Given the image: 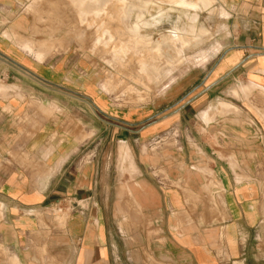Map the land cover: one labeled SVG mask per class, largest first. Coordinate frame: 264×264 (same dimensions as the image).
Returning <instances> with one entry per match:
<instances>
[{
	"label": "crops",
	"instance_id": "0c3cea01",
	"mask_svg": "<svg viewBox=\"0 0 264 264\" xmlns=\"http://www.w3.org/2000/svg\"><path fill=\"white\" fill-rule=\"evenodd\" d=\"M139 2L152 41L182 29L161 49L203 56L133 106L0 0V264H264V0H213L194 24L189 4Z\"/></svg>",
	"mask_w": 264,
	"mask_h": 264
},
{
	"label": "rangeland",
	"instance_id": "374dc122",
	"mask_svg": "<svg viewBox=\"0 0 264 264\" xmlns=\"http://www.w3.org/2000/svg\"><path fill=\"white\" fill-rule=\"evenodd\" d=\"M139 1L106 0L101 8L87 10L84 8L86 0H13L11 16L31 13L36 26H49L50 31L52 30L51 32L42 30L36 34V39H48L43 43L53 41L57 45L54 48L55 53L71 48L78 56L88 58L99 71L100 78L103 79L102 89L110 94L116 104L137 106L146 104L153 97L163 94L189 67H196L193 64L182 67L183 65L179 62L187 59L195 63L200 56H203V53L197 50L191 55H185V60H181L186 51L159 49L161 44L157 40H161L164 34H160L159 36H162L153 41L148 34L150 29L148 27L155 20L153 18L145 19L142 32L135 35L131 33L129 29L131 14L142 13L140 8L145 5V2L139 3ZM158 1L161 2L160 8L165 10L169 9L168 3L174 4L175 10H182L184 4H189L191 24L197 23L199 8L203 6L208 8L213 4V0H191L189 3L183 0ZM145 8L150 9L148 5ZM195 28V25H191V30ZM158 30L163 32L162 27ZM181 31V28H173L171 33L166 34L173 40L168 36H164L163 40H170L178 46L177 43L182 39ZM191 35L194 37L196 34ZM18 41L25 42L26 47L23 45L25 51L29 50L28 53L35 55L37 59H42V53L34 50V40L18 38ZM175 58H179V62H173ZM146 68L150 71L147 72ZM130 160L134 166L131 156ZM47 213L56 218L60 224L64 223L67 216L66 210L58 213L54 209Z\"/></svg>",
	"mask_w": 264,
	"mask_h": 264
},
{
	"label": "bare ground",
	"instance_id": "6f19581e",
	"mask_svg": "<svg viewBox=\"0 0 264 264\" xmlns=\"http://www.w3.org/2000/svg\"><path fill=\"white\" fill-rule=\"evenodd\" d=\"M131 1V0H130ZM143 1V0H142ZM106 2V0H86V3L84 4V8L87 9V10H94V9H98V8H101L102 5H104ZM140 3V2H139ZM133 4H136V3H133ZM132 4V5H133ZM145 7L148 5L150 7V9L148 10L147 8H145L147 11H149V13H151L152 9L155 10V8L153 7V4H151L150 2H146L144 3ZM156 5V4H155ZM138 6V5H137ZM143 6V7H144ZM136 7V6H135ZM139 7V6H138ZM157 7V5H156ZM140 8V7H139ZM86 10V11H87ZM157 10L160 11L161 8L160 7H157ZM125 12V11H124ZM126 13V12H125ZM161 13V12H160ZM132 18H131V21L129 22V29L131 31V33H134V35L136 33H139L141 31V29L145 26V15L144 13H140V12H134L131 14ZM148 16V15H147ZM146 16V17H147ZM117 19V18H116ZM119 22V21H118ZM120 23V22H119ZM123 30V29H122ZM129 31V30H128ZM129 33V32H128ZM181 37V36H180ZM169 38V37H168ZM173 40V39H172ZM119 42V41H118ZM24 45V44H23ZM25 46V45H24ZM26 47V46H25ZM29 47V46H28ZM157 46H155L156 48ZM30 48V47H29ZM29 48H26V49H29ZM160 49V47H158ZM154 49V48H152ZM29 52V50H28ZM31 52V51H30ZM159 52V51H158ZM161 53V52H160ZM182 63V62H181ZM136 69V68H135ZM153 69V68H152ZM147 72L150 71L148 68H146ZM152 72V71H151ZM140 75V74H139ZM143 75V74H142ZM145 77V76H144ZM137 79V78H136ZM110 85V84H109ZM124 145V144H123ZM122 145V149L125 150L127 153L129 151L128 148H126L125 146ZM120 148V149H121ZM121 150V151H123ZM2 206V205H1ZM18 264V263H17Z\"/></svg>",
	"mask_w": 264,
	"mask_h": 264
}]
</instances>
